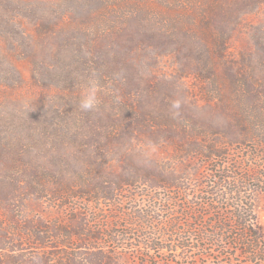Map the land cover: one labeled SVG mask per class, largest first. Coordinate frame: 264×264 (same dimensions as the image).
I'll use <instances>...</instances> for the list:
<instances>
[{
  "label": "trees",
  "instance_id": "trees-1",
  "mask_svg": "<svg viewBox=\"0 0 264 264\" xmlns=\"http://www.w3.org/2000/svg\"><path fill=\"white\" fill-rule=\"evenodd\" d=\"M78 1L88 7L93 3ZM98 1L100 6L92 10L95 20L88 23L95 32L52 34L45 44L58 46L68 61L78 63L77 73L84 83L96 74L101 88L99 105L92 111L72 112L66 104L57 103L53 117L45 124L19 129L12 140L0 139V204L9 210L17 205L13 201L45 192L61 199L69 196L92 202L104 198L112 202L124 185L145 183L156 174L162 180L155 178V185L170 190L176 181L162 176L165 171L157 167L142 168L129 161L120 173L124 178L117 180L107 165L110 157L126 156L125 148L136 142H168L187 155L205 158L202 165L211 170L206 174L212 180L207 191L178 202L182 210L178 220L185 217L186 225L175 222L167 228L168 233L160 232L164 236L160 243L142 234L156 228L142 224L150 217L143 215L133 217L132 224H138L125 234L120 235L115 227L106 233H86L82 222L72 232L67 231L69 237L77 238V245L83 247L101 244L107 237L127 241V235L134 234L149 249L165 250L172 245L177 254L169 264H264V229L252 198L253 192L264 191V54L255 58L229 54L231 35L242 16L263 6L264 0ZM73 45L78 50L74 51ZM260 45L264 51V42ZM162 56L172 58L173 75L151 71ZM36 57L34 51L26 59L36 61ZM56 75L59 80H72L65 65L57 70L38 65L34 70L38 83L52 81ZM21 79L22 75H17L4 81L7 87L15 88ZM186 79L203 85L212 104L207 120L194 115L184 103L189 91L179 89L177 82ZM83 93L80 90L77 94V107ZM232 98L233 104L226 105L224 100ZM24 122L20 119L19 126ZM242 146L250 147L256 160H251L255 161L251 166L237 160L239 171L234 174L228 160L217 159L227 155L222 148ZM60 148L74 152L73 157L66 154L80 163L77 168L65 156H52ZM43 154L52 156L51 160H40ZM114 206L118 207V202ZM10 212L15 221L13 237L0 229V245L9 243L6 246L21 253L23 244L13 245L28 241L31 248L41 250L29 258L18 255L16 264H84L65 256L57 262L55 258L61 254L51 250L55 246L45 235V225L21 215L19 219L16 212L12 216ZM106 262L94 260L93 264Z\"/></svg>",
  "mask_w": 264,
  "mask_h": 264
},
{
  "label": "rangeland",
  "instance_id": "rangeland-1",
  "mask_svg": "<svg viewBox=\"0 0 264 264\" xmlns=\"http://www.w3.org/2000/svg\"><path fill=\"white\" fill-rule=\"evenodd\" d=\"M92 2L88 7L86 2L78 0H0V139L12 140L18 135L19 129L26 131L31 126L36 127L38 123L45 124L53 117L57 103L60 106L61 103L66 104L72 112H82L80 106L77 107L74 102L80 90L85 91L87 85L83 82V77H79L77 73L79 64L72 59L68 61L58 46L45 44V42H50L46 38L52 34L80 36L95 32V27H91L88 23L95 20L92 10L100 6V1L92 0ZM263 35L264 5L242 16L231 35L229 54L236 58L245 55L251 58L262 56L264 51L260 44L264 42ZM83 49L85 50L84 47ZM73 50L76 51L78 48L73 45ZM34 51L37 54L36 61H28L26 57ZM82 56L80 55V58ZM38 65L49 70H57L58 67L65 65L71 73L72 80L66 77L64 80H59L56 75L51 79L52 81L38 83L34 78V70ZM151 71L156 75L164 73L169 76L173 75L175 69L172 58L162 56L158 67ZM17 75H22V83L15 88L7 87L9 85L4 79L14 80ZM177 83L179 89L189 91L183 100L193 114L200 115L203 120L210 118L211 112L208 107L212 108V104L203 92V85L191 79ZM234 101V98L224 100L227 102L226 105L233 104ZM20 119L25 122L19 126ZM222 149L227 152V155L217 160L219 162L228 160L231 168L234 169V174L239 171L235 168L237 160H245L246 166L255 163L251 161L256 159L250 153L251 148L248 146H242V149ZM124 152L126 156L120 158L115 155L107 160L108 169L117 174V180L124 178V175L120 174L121 170L130 161L138 167H157V170L165 171V174L161 175L167 178L173 177L176 181L175 187L164 190L156 186L153 180L155 178H158L157 182L162 180L156 174L150 176L151 179L148 178L145 183L139 182L136 186L124 185V190L118 192L112 202L104 198L93 199L92 202L69 196L61 199L47 192L42 196L28 195L22 197V200L19 198L13 201L12 204L18 206L11 207L9 210L0 204V229L8 234L9 238L13 237L15 221L10 219V211V214L16 212L18 218L21 215L20 217L25 220L43 223L45 229L47 228L45 235L50 237L51 245L55 246L51 250L61 254V257L56 256L57 262L65 256L84 264H93L94 260L98 262L103 259H107L106 264H169L167 262L174 260L177 254L173 251L172 245L165 250L149 249L143 247L134 234H128L127 241L119 238L114 241V237H107L99 242L101 244L89 245L87 243L83 247L77 245L79 243L77 238H71L68 235L67 231L72 232L73 228L76 226L78 228L82 222L86 233L88 231L106 233L108 228L115 227L114 230L120 232V235L125 234L129 228H134L138 224V222L132 224L135 222L133 217L143 215L150 217L143 220L142 224L156 228L147 230V232L143 230L142 234L155 238L160 243L161 238L164 237L160 232L168 233L167 228L175 222L179 226L187 224L185 217L183 220H178L182 211L178 202L189 200L190 196H197L207 191L211 185V178L206 176L211 170H207L202 165V160L205 158L187 155L184 149L175 144L136 142L126 147ZM66 153L73 157L71 154L74 152H67L63 148L54 152L52 156L56 158L65 156L77 168L80 163ZM59 154L61 155L57 156ZM52 156L43 154L40 160H51ZM47 165L50 164L47 162ZM95 196L98 197V193ZM252 198L264 229V191L253 192ZM115 202H118V207L114 206ZM111 240L114 242H110ZM20 243L23 244L21 253L13 251L9 243H6L9 246L0 245V264L8 261L16 264L14 260L20 254L22 257L29 258L41 252L37 247L31 248L28 241H20L13 246Z\"/></svg>",
  "mask_w": 264,
  "mask_h": 264
},
{
  "label": "clouds",
  "instance_id": "clouds-1",
  "mask_svg": "<svg viewBox=\"0 0 264 264\" xmlns=\"http://www.w3.org/2000/svg\"><path fill=\"white\" fill-rule=\"evenodd\" d=\"M95 76L96 74L93 73L92 76L89 78L87 85L85 87V91L82 95L79 105L82 111L87 112V111L95 110L99 105L100 101H99L98 93L100 92L101 88Z\"/></svg>",
  "mask_w": 264,
  "mask_h": 264
}]
</instances>
